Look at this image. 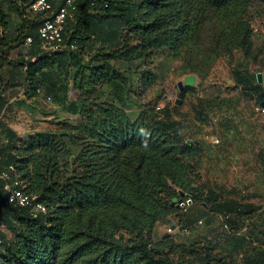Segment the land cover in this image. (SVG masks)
<instances>
[{
    "label": "trees",
    "instance_id": "16d2710c",
    "mask_svg": "<svg viewBox=\"0 0 264 264\" xmlns=\"http://www.w3.org/2000/svg\"><path fill=\"white\" fill-rule=\"evenodd\" d=\"M0 1V33H7L0 49V170L15 165L21 187L47 206L33 217L29 208L0 202V264H230L231 254L212 241L178 242L170 233L154 239L157 223L173 215L184 230L194 223L172 204L182 198L180 191L207 206L211 190L199 171L202 149L182 134L183 119L175 120L168 107H144L135 117L129 110L142 105L132 96L134 75L152 82L156 59L188 56L209 21L221 28L216 46L246 50L251 9L264 0H78L63 31L65 48L53 54L42 50L37 32L53 13L30 11L28 0ZM27 37L33 41L23 52ZM199 66L190 63L191 69ZM2 69H11L14 80L23 78L30 96L43 89L56 102L67 98L71 84L79 94L68 102L76 121L21 137L3 117L10 104ZM255 80L261 103L264 82L256 74ZM205 102L199 97V104ZM259 156L264 165V150ZM221 201L212 207L228 215L233 231L248 226L251 241L232 234L239 243L264 249V227L254 226L240 207L237 214L225 210ZM261 255L245 253V264H259Z\"/></svg>",
    "mask_w": 264,
    "mask_h": 264
},
{
    "label": "rangeland",
    "instance_id": "374dc122",
    "mask_svg": "<svg viewBox=\"0 0 264 264\" xmlns=\"http://www.w3.org/2000/svg\"><path fill=\"white\" fill-rule=\"evenodd\" d=\"M2 9L4 4L0 1V17ZM251 15L253 32L246 50L229 51L216 46L215 39L221 28L209 21L201 33V43L195 45L188 56L174 58L167 53L156 59L151 68L152 82H145L140 74H135L137 90L132 96L142 105L129 110L134 115L137 109L144 107L161 111L157 107L163 105L169 108L175 120L183 119L182 134L202 149L199 171L205 190H211L207 206L193 202L189 195L183 196L187 197L185 201H176L181 216L195 218L189 229H180V220L173 215L160 224L154 238L170 233L178 242L212 241L219 251L231 254L230 264H245V253H264L261 246L239 243L237 237L226 232L221 217L223 211L212 207L222 199L225 210L237 214L240 207L254 226L264 227V165L259 156V151L264 150V115L256 111L262 91L254 86L255 74L264 73V5L252 8ZM4 37L7 33L1 32L0 49L5 48ZM193 55H197L196 58H192ZM190 63H198L199 69H191ZM235 73L247 78L253 87H244ZM188 74L196 76V83L180 90L177 82ZM69 95L74 99L79 94L71 89ZM199 97L206 102L199 104ZM177 99H180L178 104ZM3 117L20 126V136L26 138L35 132L28 131L32 121L41 127L54 128L65 120L76 121L78 115L70 113L68 103L49 102L42 94L31 99L18 97ZM213 136L220 142L213 143ZM245 203L254 207H246ZM259 210L262 218L257 216ZM199 219L203 223L199 224ZM171 224L178 226L169 232ZM4 232L9 237L12 235L7 228ZM241 253L244 256L241 257ZM261 259L259 264H264V255Z\"/></svg>",
    "mask_w": 264,
    "mask_h": 264
},
{
    "label": "built area",
    "instance_id": "2783aa9c",
    "mask_svg": "<svg viewBox=\"0 0 264 264\" xmlns=\"http://www.w3.org/2000/svg\"><path fill=\"white\" fill-rule=\"evenodd\" d=\"M29 10L35 13L40 12H52L53 16L48 17L39 26L37 32L41 40V48L44 52L53 54L57 51H61L65 48L63 42V31L68 23V20L73 16V12L76 9V3L78 0H64L63 4L55 8L54 4L57 0H28ZM33 41L32 37L26 38V43L31 44ZM74 47V45H71ZM163 105H159L157 108L162 109ZM256 111L259 114L264 115V105L261 103L256 104ZM213 143H219L220 139L216 136L211 137ZM0 202L6 201L16 207L29 208L31 215L37 217L47 212V206L39 199V196L33 193H29L21 187L22 181L16 175L15 165L9 164L3 166L0 170ZM223 227L226 232L230 234H236L243 236L247 241H251V237L247 234L248 226H244L237 231H233L230 227L227 218L228 215H221ZM199 224L203 223L202 219L199 220ZM4 229V226H0ZM173 229L169 227L168 231L171 232ZM253 243V242H252ZM2 240L0 239V246ZM242 257L243 254L241 253Z\"/></svg>",
    "mask_w": 264,
    "mask_h": 264
},
{
    "label": "crops",
    "instance_id": "0c3cea01",
    "mask_svg": "<svg viewBox=\"0 0 264 264\" xmlns=\"http://www.w3.org/2000/svg\"><path fill=\"white\" fill-rule=\"evenodd\" d=\"M15 22H20V19L18 18V17H16V19H15ZM29 45L30 44H27L26 42H25V44H23V48H22V51L23 52H26L27 51V49L29 48ZM18 52H19V49H15V50H12V52H11V55H10V57H15L17 54H18ZM26 57V59H28V56H25ZM37 59V57H33L32 58V60H31V62H34L35 60ZM3 69H5V66L3 67ZM3 69L1 70V71H3ZM17 69H20V68H16V70ZM10 70L11 69H7L6 71L4 70L3 71V73L5 74V81H4V88H5V92H4V95H5V97L8 99V101H9V104H12L13 102H14V100H16L18 97L19 98H23V97H28L29 99H31V98H37V97H40L42 94H44V96H45V99L47 100V101H49V102H51V101H54L53 99H54V95H52V94H49V93H47L46 91H44L43 89H40L39 90V92H38V95H36V96H30L29 94H27V87H26V85L24 84V83H22L23 82V78H20V79H16V80H14L11 76H10ZM22 70L25 72V69H23L22 68ZM8 71V72H7ZM71 89H73L72 88V86H71V84H69L68 85V91H67V98H64V100H63V102H56V101H54V102H56L58 105H60V104H64V103H68V102H70L71 100H75L76 98H74V99H72L71 97H70V90ZM66 94V93H65ZM64 95V94H63ZM136 108H132L131 110L132 111H134ZM137 111L138 110H136L135 111V114L134 115H131L132 117H135L136 115H137ZM6 122L9 124V126L11 127V128H13L14 130H16V132L17 133H21L19 130H18V128L20 127V126H17L16 127V125H13V124H11V122L9 121V119H6ZM33 122V121H32ZM30 123V128L28 129V131L29 130H31V131H36V130H40V129H44V128H46V125L45 126H38V124L37 123H35V124H33V123ZM40 123H43V122H40ZM5 141V139H4V137H2V139L0 138V142H4ZM168 220V219H167ZM166 220H164V221H160V222H158L157 223V225H156V227H155V231H154V234L157 232V229L160 227V224L162 223V222H165ZM172 225V224H171ZM155 237V236H154ZM162 237V235H159V238H154L155 240H158V239H160Z\"/></svg>",
    "mask_w": 264,
    "mask_h": 264
},
{
    "label": "water",
    "instance_id": "95a60500",
    "mask_svg": "<svg viewBox=\"0 0 264 264\" xmlns=\"http://www.w3.org/2000/svg\"><path fill=\"white\" fill-rule=\"evenodd\" d=\"M257 80L258 83L262 84L264 82V73L263 72H258L257 73ZM196 83V76L194 74H188L184 77V80H179L177 82L178 88L180 90L184 89L185 86H190V85H194ZM180 102V99H177L176 103L178 104ZM262 105H264V101L261 102ZM188 143L191 144L192 140H188ZM179 194L182 196L187 195L184 191H180ZM180 199L179 201L182 202L183 199ZM178 200L177 197H175L172 201V204H174L176 201ZM172 229L176 228V224H172L171 226ZM180 229H184V226H180Z\"/></svg>",
    "mask_w": 264,
    "mask_h": 264
}]
</instances>
